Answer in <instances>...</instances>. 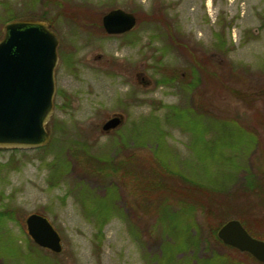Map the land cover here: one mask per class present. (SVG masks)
I'll list each match as a JSON object with an SVG mask.
<instances>
[{"label":"rangeland","instance_id":"1","mask_svg":"<svg viewBox=\"0 0 264 264\" xmlns=\"http://www.w3.org/2000/svg\"><path fill=\"white\" fill-rule=\"evenodd\" d=\"M116 8L138 19L123 35L102 25ZM29 18L60 39L52 139L0 149V210L15 212L0 224V264H258L216 240L214 217L82 165L86 154L164 163L264 233V194L243 190L264 174V0H0V38ZM117 113L124 123L104 132ZM35 212L62 253L30 240Z\"/></svg>","mask_w":264,"mask_h":264},{"label":"water","instance_id":"2","mask_svg":"<svg viewBox=\"0 0 264 264\" xmlns=\"http://www.w3.org/2000/svg\"><path fill=\"white\" fill-rule=\"evenodd\" d=\"M137 21L134 13L116 8L104 14L102 25L106 33L122 35L133 30ZM59 44V36L47 20L16 19L5 24L0 38V149L32 150L51 141ZM124 120L122 114H114L102 129L110 132ZM25 227L38 246L56 254L63 252L62 237L46 215L29 214ZM217 236L226 246L264 264V240L251 235L239 219L226 221Z\"/></svg>","mask_w":264,"mask_h":264},{"label":"trees","instance_id":"3","mask_svg":"<svg viewBox=\"0 0 264 264\" xmlns=\"http://www.w3.org/2000/svg\"><path fill=\"white\" fill-rule=\"evenodd\" d=\"M86 155H87V159L83 162L84 165H82V167H87L85 168L86 170L91 169L93 171L104 173V175L106 176H109L113 173H120L125 178L130 176V178H132L135 182H138L140 185H142V187L146 189L147 195L149 193L152 194L161 193L162 196L165 195L163 200L159 202L158 204L159 207L163 208L164 205H172L171 203H174V205L176 204L182 208H185L186 210H191V211L200 210L204 212L207 216L214 217L216 224H213L212 222V233L215 236L216 240L221 243V245H224L225 247L239 254H242L247 258H250L251 260L255 261L258 264H263L258 262L249 253L240 252L235 248L226 246L219 240L217 236L218 229L226 221H228L230 211H227L228 208L226 209L225 207L227 206L226 204H224L223 207L222 201H219L221 204L219 207L213 206L212 204L213 202L211 200L212 197L206 196V195L209 196L212 195L210 194V189L202 186L199 183H196L194 180L187 178L186 176L180 175L179 173L172 171L171 169H167L164 163L154 164L153 162H150L149 164L152 165L146 166L147 164L145 163L146 167H144L143 165L142 168H138L141 165L143 157L140 159L141 162L135 160L136 158L135 155L128 156L127 160L119 158L118 160L113 162L111 159L110 160L107 158L92 159V157L89 154ZM138 157L139 156H137V158ZM167 178H170V180L175 181L174 183L175 185H171L167 183L166 182ZM247 189H249L250 190L249 192H252L253 194H261V193L264 194V174L262 175V177L261 175H259L258 181H255L252 177H250L247 180L246 186L243 190H247ZM204 192H206L205 195L202 194ZM167 194H170V196H167ZM170 197H173V201L174 198L176 200L174 202H171L169 200ZM111 208L112 207L108 205L107 209H111ZM7 218L15 219L14 210H8V209L0 210V224H2ZM236 218L239 219L241 222H243L242 220H244L242 216L241 217L237 216ZM97 219H101L100 221H102L103 218L98 217ZM260 223L264 225V220H262ZM244 226L251 235H253L256 238L264 240V233L256 232L251 228L247 227L246 225ZM30 240L34 243V241L31 238ZM34 245L38 246L35 243Z\"/></svg>","mask_w":264,"mask_h":264},{"label":"flooded vegetation","instance_id":"4","mask_svg":"<svg viewBox=\"0 0 264 264\" xmlns=\"http://www.w3.org/2000/svg\"><path fill=\"white\" fill-rule=\"evenodd\" d=\"M108 34V33H107Z\"/></svg>","mask_w":264,"mask_h":264}]
</instances>
